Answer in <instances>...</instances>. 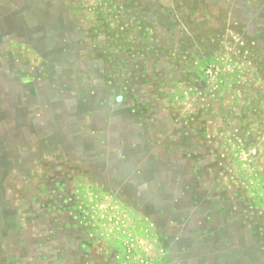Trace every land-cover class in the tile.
Here are the masks:
<instances>
[{
	"label": "rangeland",
	"instance_id": "1",
	"mask_svg": "<svg viewBox=\"0 0 264 264\" xmlns=\"http://www.w3.org/2000/svg\"><path fill=\"white\" fill-rule=\"evenodd\" d=\"M0 264H264V0H0Z\"/></svg>",
	"mask_w": 264,
	"mask_h": 264
},
{
	"label": "crops",
	"instance_id": "2",
	"mask_svg": "<svg viewBox=\"0 0 264 264\" xmlns=\"http://www.w3.org/2000/svg\"><path fill=\"white\" fill-rule=\"evenodd\" d=\"M102 100H104V99H102ZM102 102H104V103H105V101H102ZM102 102L100 101V104H99V106H102Z\"/></svg>",
	"mask_w": 264,
	"mask_h": 264
}]
</instances>
